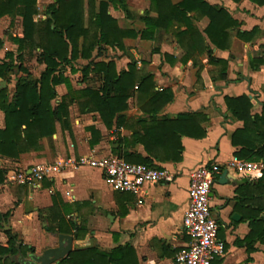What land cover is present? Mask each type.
<instances>
[{
    "label": "crops",
    "instance_id": "1",
    "mask_svg": "<svg viewBox=\"0 0 264 264\" xmlns=\"http://www.w3.org/2000/svg\"><path fill=\"white\" fill-rule=\"evenodd\" d=\"M125 2L128 13L118 3L109 5L108 14L118 22L120 29L139 32L144 29L140 18L150 10V2ZM206 2L226 9L239 23L241 33L258 30L252 42L238 39L235 31L231 47L226 51L216 49L207 40L214 49V57L228 63L226 81H212V77L218 79L219 68L208 63L207 55L187 58L176 37L163 32L156 33L152 41L142 40L141 35L134 40L126 39V51L103 47L100 52H94L92 59L95 63H115L118 74L127 71L134 60L140 72L153 75L156 91L170 90L173 94L172 102L161 111L160 117L175 118L180 114L200 112L208 116L204 139L182 138L180 162L154 160L157 168L177 173L175 182L147 185L139 194L118 192L106 184L100 170L80 167L78 163L84 157L122 155L125 147L123 145L120 152L116 151L120 149L116 141L119 136L131 138L134 130L139 131L135 122L143 118L144 113L135 96L129 101L125 113L126 126L120 129L114 126L108 130L98 113L82 112L78 104H74L69 110L71 130H63L58 125L53 138L43 141L41 152L25 154L18 160L0 156V170L5 172V180L0 184V247L7 246L8 233H11L18 239L17 247H22L16 259L28 260L31 254L40 256L47 249L56 247L58 236L63 234L73 237V250L98 248L109 253L117 247L130 245L134 249L130 264H175L176 256L185 251L190 242L183 230L189 203L190 172L201 165L218 164L222 173L216 177L212 189L211 208L219 224L218 239L224 246V255L213 264H264V244L256 243L251 253L246 244H238L250 234V222L259 217V212L264 218V182H260L263 175L237 176L228 168L229 162L237 158L236 153L242 149L233 146L231 136L243 129L244 123L231 115L225 102L226 97L247 96L253 105L252 114L261 115L263 112L264 65L254 71L251 62L264 53V7L250 0ZM54 3L55 0H37L38 14L34 21L46 20L47 9ZM98 10L99 0L96 3ZM152 17L156 14L152 13ZM209 23L204 18L197 26L204 33ZM23 35L21 17L0 19V39L3 40L0 65L10 61L8 54H13L15 64L21 55L23 61L19 63L24 65L26 56H29L41 73L34 77V71H28L39 79L46 66L39 63L40 51L37 49L27 48L19 53V45L14 39L23 38ZM89 62L79 58L65 69L64 75L76 91L102 87L98 73L90 72L84 76ZM76 77L79 83L73 81ZM15 87L16 81L12 78L10 84L0 78V89L13 91L8 92L10 101ZM56 91L58 98L52 103L54 107L68 93L65 85L58 86ZM4 128L5 115L0 108V129ZM92 130L100 135L95 145H92ZM128 151L143 158L149 157L140 144L131 143ZM62 162L70 163L42 182L19 185L11 181L12 177L30 172L36 165ZM225 172L227 176L223 180ZM62 221L75 225L73 234L59 232ZM80 228L85 230V235L76 240L74 234Z\"/></svg>",
    "mask_w": 264,
    "mask_h": 264
},
{
    "label": "trees",
    "instance_id": "2",
    "mask_svg": "<svg viewBox=\"0 0 264 264\" xmlns=\"http://www.w3.org/2000/svg\"><path fill=\"white\" fill-rule=\"evenodd\" d=\"M150 10L141 18L144 29L122 30L118 22L108 14L110 4H120L128 13L125 0H55L47 9V19L35 22L38 14L37 0H0V19L3 17H21L23 20V38H15L21 54L27 48L40 51L38 61L46 66L39 79H35L23 66L15 64L13 54H8L9 62L0 65V78L11 83L16 76V87L12 100L8 89H0V108L5 115V128L0 129V156L18 160L28 153L43 150V141L52 139L57 126L63 130H71L70 107L78 104L82 112L98 113L108 130L114 126L125 127V113L129 101L136 96L139 109L144 117L137 120L139 131H133L131 138L119 136L116 141L124 145L125 152L119 157L131 164H143L152 168L154 160L160 162L182 160V138L204 139L207 131L204 125L208 116L200 113L180 114L175 118L160 117L161 111L173 100L170 90L156 91L153 75L145 74L137 69L133 60L127 71L117 73L113 62L95 63L94 52L103 47L117 48L126 51L125 40L137 39L152 41L156 33H168L176 37L178 44L185 51L186 57L208 56V63L219 68L218 79L226 81L228 63L214 57V49L226 51L231 47L233 33L244 41L252 42L258 33L257 29L241 33L239 23L234 20L223 7L212 6L206 0H148ZM240 3L244 0H232ZM264 7V0H250ZM152 13L156 17H152ZM207 18L209 25L204 33L197 23ZM238 30V31H237ZM3 40L0 39V50ZM264 50V46H263ZM168 56H166L167 58ZM88 60L84 76L90 72L98 73L102 87L95 89L74 90L70 80L65 77V69L72 66L77 59ZM18 61H23L19 55ZM264 65V53L251 62L257 71ZM72 71H74L72 69ZM22 73L23 75L19 76ZM65 85L68 93L53 106L58 98L56 88ZM231 115L244 123L243 129L232 136L234 147H242L236 157L246 161H256L264 155V107L261 115L252 114V103L249 97L225 98ZM92 145L98 143L99 133L92 130ZM131 143L140 144L148 154V158L128 151ZM5 180V172L0 170V184ZM260 182H264V174ZM259 217L250 222L251 232L241 246L246 244L249 253L255 250V244H264V218ZM2 217L0 215V221ZM60 226V233L73 234L76 229L72 223ZM85 230H76V240L83 239ZM7 246L0 247V264H20L16 257L22 247H17L18 239L8 233ZM134 249L120 246L107 253L98 248H76L58 264H130V256Z\"/></svg>",
    "mask_w": 264,
    "mask_h": 264
},
{
    "label": "built area",
    "instance_id": "3",
    "mask_svg": "<svg viewBox=\"0 0 264 264\" xmlns=\"http://www.w3.org/2000/svg\"><path fill=\"white\" fill-rule=\"evenodd\" d=\"M70 162L55 165L39 164L30 172L11 178L19 185L42 182L59 173ZM78 165L100 170L106 184L114 191L139 194L147 185L174 183L177 173L166 168L156 169L143 164H131L117 156L99 158L95 155L81 158ZM228 168L237 176L255 177L264 174V155L256 161L235 158ZM222 173L218 164L201 165L190 172L188 208L183 219V230L190 238L185 251L176 256L175 264H213L224 255L219 242V224L212 213L211 194L216 177Z\"/></svg>",
    "mask_w": 264,
    "mask_h": 264
},
{
    "label": "water",
    "instance_id": "4",
    "mask_svg": "<svg viewBox=\"0 0 264 264\" xmlns=\"http://www.w3.org/2000/svg\"><path fill=\"white\" fill-rule=\"evenodd\" d=\"M227 172L223 174L222 179L225 180ZM73 251V237L68 235L58 236V245L53 248L47 249L42 255L38 256L31 254L28 260L22 257L17 261L20 264H58L61 260L65 259Z\"/></svg>",
    "mask_w": 264,
    "mask_h": 264
},
{
    "label": "rangeland",
    "instance_id": "5",
    "mask_svg": "<svg viewBox=\"0 0 264 264\" xmlns=\"http://www.w3.org/2000/svg\"><path fill=\"white\" fill-rule=\"evenodd\" d=\"M41 7H42V5H41ZM129 7H130V5H129ZM130 10L132 11V9L130 8ZM133 12V11H132ZM134 14V13H133ZM8 37H9V34H8ZM26 62H25V65L23 64V66L25 67V68H27V70H32V71H34L33 73H32V75L34 76V77H37L40 73H41V71L39 70V66H37V65H35V64H32L31 63V59H30V57L29 56H26ZM18 62V61H17ZM20 63L18 62L17 63V65H19ZM77 67H78V65H77ZM21 75H23L22 73H20L19 74V76H21ZM12 80L13 81H16V76L14 75V76H12ZM73 81L74 82H76V83H79L80 82V80L76 77V78H74L73 79ZM9 92V94H11V93H13V91H8Z\"/></svg>",
    "mask_w": 264,
    "mask_h": 264
}]
</instances>
